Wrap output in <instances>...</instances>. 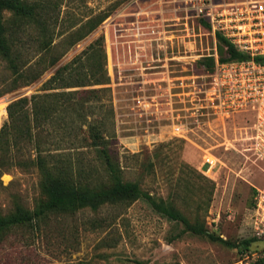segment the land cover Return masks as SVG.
<instances>
[{
    "label": "rangeland",
    "instance_id": "374dc122",
    "mask_svg": "<svg viewBox=\"0 0 264 264\" xmlns=\"http://www.w3.org/2000/svg\"><path fill=\"white\" fill-rule=\"evenodd\" d=\"M54 1L61 2L55 44L34 58H43L48 69L32 84L0 96V129L12 101L43 92L59 66L104 37L111 80L88 87L109 88L100 92L101 107L81 119L75 112L61 116L44 135L51 134L59 151L83 158L88 177L100 180L104 171L99 172L96 150L83 147L82 137L87 121L103 123L123 180L171 202L201 230L158 213L142 198L52 217L38 228L14 227L0 248V264H252L264 257V238L248 243L257 189H264V161L247 150L251 116H191L205 96L199 59L213 51L212 28L170 0ZM102 15L95 30L66 48L73 31L87 29L89 19ZM27 46L34 55V44ZM11 83L12 73L0 58V85ZM71 89L77 88L64 90ZM171 100L175 114L189 124L184 137L171 131ZM35 157L33 144L0 150L1 215L17 205L35 209L45 200ZM209 157L217 161L211 171Z\"/></svg>",
    "mask_w": 264,
    "mask_h": 264
},
{
    "label": "trees",
    "instance_id": "16d2710c",
    "mask_svg": "<svg viewBox=\"0 0 264 264\" xmlns=\"http://www.w3.org/2000/svg\"><path fill=\"white\" fill-rule=\"evenodd\" d=\"M60 4L54 0H0V58L7 63L13 76V83L0 85V96L32 84L48 69L43 58H34L44 55L55 44L53 28L58 23ZM5 12L10 13L8 17H5ZM105 18L106 15L91 18L85 23L87 29L80 27L73 31L65 42L66 48L82 40ZM204 24L210 27L208 23ZM217 38L221 61L251 58L221 33H217ZM29 42L35 46L34 55L28 51ZM254 58L264 62V56ZM199 63L212 68L215 59L206 56ZM110 80L104 37H101L81 55L59 66L44 85L43 92L30 98H18L9 104L8 119L0 129V150L10 153L14 148L21 151L24 145L33 144L35 165L40 171V184L46 198L35 209L17 205L10 213L0 214V248L14 227L38 228L42 220L48 221L52 217L74 215L88 209L98 211L106 205L131 203L142 198L158 213L172 220H182L189 229L200 232L199 226L191 224L171 202L152 196L137 182L123 180L120 167L111 154L103 123L87 121L86 134L82 137L83 147L96 150L101 165L99 172L101 169L104 171L100 180L88 177V165L83 158H78L71 151H59L48 138L51 134L44 135L43 132L50 131L51 125L61 116L69 118L75 112L81 119L87 112L101 107L96 102L101 101L100 92L108 87H88L106 85ZM67 88L77 89L65 91ZM83 110L85 114H82ZM259 240L253 236L248 243ZM252 264H264V257H259Z\"/></svg>",
    "mask_w": 264,
    "mask_h": 264
},
{
    "label": "built area",
    "instance_id": "2783aa9c",
    "mask_svg": "<svg viewBox=\"0 0 264 264\" xmlns=\"http://www.w3.org/2000/svg\"><path fill=\"white\" fill-rule=\"evenodd\" d=\"M170 1L182 3L187 12L200 18L202 23H208L215 36L213 51L203 56L213 57L215 63L212 68L199 63L202 74L198 77L203 78L200 92L205 96L200 97L202 103L191 116L195 115L199 120L205 115L230 117L236 113H248L251 124L247 150L255 159L264 161V62L254 58L264 56V0ZM217 33L224 35L251 58L221 61ZM137 102L142 104L141 99ZM170 106L171 131L178 137H184L190 129L189 124L180 113L175 114L172 100ZM207 162L211 171L217 161L209 157ZM255 201L254 236L264 238V189H257Z\"/></svg>",
    "mask_w": 264,
    "mask_h": 264
}]
</instances>
